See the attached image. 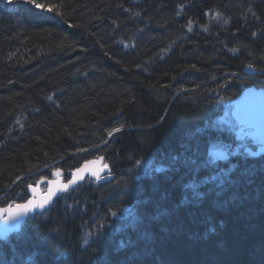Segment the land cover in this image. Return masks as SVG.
<instances>
[{"label":"trees","instance_id":"1","mask_svg":"<svg viewBox=\"0 0 264 264\" xmlns=\"http://www.w3.org/2000/svg\"><path fill=\"white\" fill-rule=\"evenodd\" d=\"M247 64L264 76V0H0V203L57 161L112 169L0 238V264H264V153L198 157L235 137L206 126Z\"/></svg>","mask_w":264,"mask_h":264},{"label":"water","instance_id":"2","mask_svg":"<svg viewBox=\"0 0 264 264\" xmlns=\"http://www.w3.org/2000/svg\"><path fill=\"white\" fill-rule=\"evenodd\" d=\"M247 73H252L251 68L247 67L244 69ZM230 113L233 118L240 124H244L246 126H253L257 129V132L254 133L252 137V142L259 144L258 151H264V88L263 87H255L252 85L244 87L241 92L233 99L232 107L230 109ZM103 157L100 156L98 158H92L82 162L78 168L72 171V175L69 179L63 180L60 175L61 171L58 169L53 173L54 179H45L47 185L45 190L42 191L39 187L28 185L27 189L30 194V197L27 198L23 202H16L11 205L12 212H18L15 206L18 204H25L29 200L35 202V204H39L48 198L49 193H54L51 196V199H48L47 204L44 205L43 208L33 207L31 211L27 214L20 217L16 223L22 221L24 218L34 215L35 213H42L46 208H48L52 202L54 197L64 189H74L78 184L82 183L86 177L89 178H97L102 176L103 174L109 173L110 169L106 165H102L101 162ZM74 183L69 184V181H73ZM67 185V188H65ZM9 205L0 206V209L8 208ZM6 215V213H5ZM14 227L6 226L2 220H0V235L5 233V229L8 230L13 229ZM7 230V231H8Z\"/></svg>","mask_w":264,"mask_h":264},{"label":"rangeland","instance_id":"3","mask_svg":"<svg viewBox=\"0 0 264 264\" xmlns=\"http://www.w3.org/2000/svg\"><path fill=\"white\" fill-rule=\"evenodd\" d=\"M206 127L210 128V129H214L216 131V133H218L219 131L223 132L224 134H234L235 133L236 137H234V135L232 136L233 140H234L233 146L239 145L240 148L238 150L244 156L248 155L254 149L252 146H250L249 140L247 137H241L240 139L237 138V135H239L237 132L239 130V125L230 119L229 114L219 117L217 120L214 121V123L212 121ZM243 132H244V128L241 130L240 133L244 134ZM206 146L208 149H211L212 152H208L205 155V157H204V154L198 155L199 158H204L202 161H205V164L209 163V165H212L211 164L212 162L218 161L222 158L220 155H217V152L218 151L221 152V150L224 149L223 143L219 142L217 139L209 138L206 141ZM195 156L196 155L194 154V155L190 156V158L193 157V160H195V158H194ZM229 158L230 157H228V160H229ZM196 165L198 166V164H196ZM197 166H196V168H197ZM149 167H152V166H150L149 161H146V162L139 164V167H135V169H136V171H143ZM144 174L145 175L148 174V171H145ZM110 178L111 177L109 176V179ZM116 181L119 182L120 179L118 180V178H117ZM120 211L121 212L119 214L123 217L128 216L130 213L129 210H124L123 208Z\"/></svg>","mask_w":264,"mask_h":264},{"label":"snow or ice","instance_id":"4","mask_svg":"<svg viewBox=\"0 0 264 264\" xmlns=\"http://www.w3.org/2000/svg\"><path fill=\"white\" fill-rule=\"evenodd\" d=\"M11 2V0H10ZM36 7H41V5L37 4ZM253 35H255V33H253ZM249 68L252 67V65H248ZM109 135H111V133H109ZM137 164L140 163V161H137L136 162ZM106 167V165H105ZM99 178V177H97ZM71 183H74V180L73 181H69V184ZM65 188H67V185H65ZM54 193L50 192L49 193V196L47 199H45L44 201L40 202L38 205L35 204L34 201L32 200H29L27 203L25 204H18L16 205L15 207L17 209H19L18 212H12L11 211V205H9L8 208H3V209H0V220L3 221V223L8 226L9 228L10 227H14L15 226V223L16 221L22 217L23 215L27 214L29 211H31V209L33 207H40V208H43L45 204H47L48 202V199H51V196L53 195ZM6 213V215H5ZM113 215H115V213H113ZM8 228L5 229V231H7Z\"/></svg>","mask_w":264,"mask_h":264},{"label":"bare ground","instance_id":"5","mask_svg":"<svg viewBox=\"0 0 264 264\" xmlns=\"http://www.w3.org/2000/svg\"><path fill=\"white\" fill-rule=\"evenodd\" d=\"M109 137H110V135L107 136V139H109ZM104 146H105V142H103L102 144H100V146L93 148V150L96 151V152H99V153H100V150H101ZM85 152H91V149L86 150ZM96 156H99V154L88 156V158H90V157H96ZM58 163H59V162L57 161V162H55V163H51V164L47 165V166H46L47 171H52L53 169L60 167V166H58V165H59ZM60 168H61V167H60ZM36 172H37V171H33L32 173H29L28 176H30V175L36 176V175H37ZM23 177H26V176H23ZM23 177H21V178H23ZM17 182H18V181H14V182H13V184L11 185L12 188H13L14 186H16V185H14V184L17 183ZM26 187H27V185H26ZM10 190H11V189H8L7 191L3 192V193L0 195V200H2L3 198L7 197V195H8L9 192H10ZM13 195H15V192H14V191H13V194H11V196H13ZM25 200H26V197H25L23 200H18V201H16V202H23V201H25Z\"/></svg>","mask_w":264,"mask_h":264},{"label":"flooded vegetation","instance_id":"6","mask_svg":"<svg viewBox=\"0 0 264 264\" xmlns=\"http://www.w3.org/2000/svg\"><path fill=\"white\" fill-rule=\"evenodd\" d=\"M44 177H45V176H44ZM47 177L50 178V177H51V174H48Z\"/></svg>","mask_w":264,"mask_h":264}]
</instances>
